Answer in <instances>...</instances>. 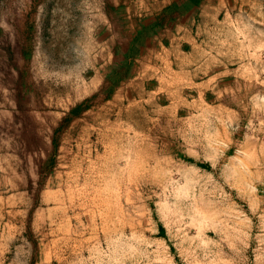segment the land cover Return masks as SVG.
<instances>
[{
  "label": "rangeland",
  "instance_id": "obj_1",
  "mask_svg": "<svg viewBox=\"0 0 264 264\" xmlns=\"http://www.w3.org/2000/svg\"><path fill=\"white\" fill-rule=\"evenodd\" d=\"M0 264H264V0H0Z\"/></svg>",
  "mask_w": 264,
  "mask_h": 264
},
{
  "label": "bare ground",
  "instance_id": "obj_2",
  "mask_svg": "<svg viewBox=\"0 0 264 264\" xmlns=\"http://www.w3.org/2000/svg\"><path fill=\"white\" fill-rule=\"evenodd\" d=\"M57 107V106H56Z\"/></svg>",
  "mask_w": 264,
  "mask_h": 264
}]
</instances>
